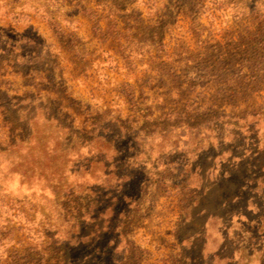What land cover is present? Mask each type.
I'll list each match as a JSON object with an SVG mask.
<instances>
[{"label":"rangeland","instance_id":"1","mask_svg":"<svg viewBox=\"0 0 264 264\" xmlns=\"http://www.w3.org/2000/svg\"><path fill=\"white\" fill-rule=\"evenodd\" d=\"M6 1L20 16L5 17L0 3V63H9V95L19 108L39 115L42 104L65 120L68 115L74 131L92 117L105 127L106 120L119 121L109 137L120 126L127 132L116 148L94 142L58 155L77 206L63 209L61 199L11 181L8 189L26 198L34 225L15 232L6 249L0 245V264L7 251L43 257L45 229L56 233L58 247L68 243L70 213L82 214L94 200L103 202L96 212L110 204L104 194L117 180L106 175L116 167L139 178V186L127 190L135 202L120 206L128 216L112 217L109 225L118 230L78 251L74 264H91L83 255H108L111 264H186L185 255L194 264H264V60L251 57L255 51L264 56L258 45L264 33L257 31L264 28V0H199L197 19L178 13L176 0H124L121 11L113 10L116 22L110 28L102 22V32L82 14L70 24L60 12L66 39L47 22L44 11H56L52 3ZM117 31V39L104 41ZM7 167L5 158L4 174ZM202 209L221 218L184 221ZM14 222L9 227L17 229Z\"/></svg>","mask_w":264,"mask_h":264},{"label":"trees","instance_id":"2","mask_svg":"<svg viewBox=\"0 0 264 264\" xmlns=\"http://www.w3.org/2000/svg\"><path fill=\"white\" fill-rule=\"evenodd\" d=\"M12 1L17 3V0ZM119 1L124 0H45V2L52 3L56 11L47 10L44 11V14L54 34L60 37L65 34L61 26L57 24L59 18L58 13L60 14V12L65 13L64 21L70 24L73 23L72 20H74L73 18L76 14H82L89 19L92 24V29L95 32H102V22H107L108 20L109 22H107V24L109 28L116 22L115 11L119 9L120 11L122 10V2L118 3ZM176 2L175 6L180 10L178 13L184 12L187 15L189 14L192 18L197 19L199 11L196 10V7L199 4V0H176ZM0 3L6 7L4 13L5 17L9 16L16 19L20 16L14 13L11 8L9 11V4L6 0H1ZM92 3L95 4L96 8L90 6ZM65 4H68L69 7L67 9H60V6H64ZM108 4L112 6H108ZM114 8H116L115 11H113ZM23 12L22 10L21 14H23ZM110 30L112 29H109V32ZM260 30L263 34L264 28H259L257 31ZM68 36L69 35L66 37ZM118 36H120L118 31L112 36L105 35L104 41L107 42L110 39H117L116 37ZM62 37L66 39L64 36ZM70 37L73 39V36ZM255 41L256 40H253V42ZM32 42L36 41L33 40ZM68 42L70 43L72 41ZM259 44H263L259 50L264 51V42L259 40L258 45ZM255 50L256 48L253 49V51ZM256 52L257 51H255V53ZM255 53L253 52L251 57L256 58L257 61L264 60V56H260L261 58L258 57L260 52ZM8 68V61H2L0 63V83L6 88V91H0V245L4 249L12 242L15 232L21 231L26 233V231L30 230L27 228H31L34 225V221L31 220L28 211L25 210L26 198H15L13 197V192L8 189L13 179H18V187L20 189L25 188L27 191H31V193L40 191L42 194L55 196L57 199L62 200L61 203H58L59 207L68 209L71 204L76 205L77 200H71L75 196V191L68 183L64 167L57 161L58 155L66 157L68 153L76 149L78 150L77 152L80 153L81 150L90 148V145L94 142L116 148V145L118 146L119 144L118 141L121 142L125 138L123 132L126 130V128L120 126L118 128L120 132L115 133L113 137H109L106 135V132L109 131L112 133V124H118V120H106L108 124L105 127V124L102 123V118L96 119L87 117L88 119L85 122H87L89 126L86 127L85 125L83 130L74 131L72 126L66 123V120L69 118L68 115L65 120V116L54 113L49 107H43L42 104L40 108H43L42 110H44V112L39 115L31 114L26 110L20 109L19 105L21 103L17 100H13L9 95L12 88L10 81L6 77L8 75ZM17 75H21L22 78L25 79L30 77L29 72L26 74L19 72ZM29 100H33L34 102V98ZM14 102H17V104L13 105ZM132 102L136 109V103L134 101ZM40 120L43 121L45 125L44 129L41 130L36 129V124ZM103 127H105V129ZM137 134L139 135V133ZM5 158H7L8 162L6 174L2 171ZM99 163L102 162L99 161ZM170 164L173 163L168 162L165 163L164 166ZM116 170H118V167L111 170L106 175L107 177L114 176L117 180V186L114 188V191L104 194L105 198L110 199V204L106 209L96 212L97 208L101 206L103 202L98 204L97 200H94L88 208H82V214L70 213V218L73 223L70 224L67 222L71 233V236L68 238V243L58 247L60 242H52V240L55 239L56 233L52 232L50 229H45L43 236L48 240V247L45 249L43 257L39 260H33L23 256L24 254L7 251L8 257L5 264H74L73 260L81 256L76 255L78 251L87 247L90 243L103 242L106 233L110 234L118 230L109 227V225L112 224L110 219L114 217L119 220L122 217L125 218L128 216V213L125 214L124 208L121 210L119 208L122 205L130 206L135 202V197L127 193V190H129V188H137L140 181L138 180L139 178L133 174L124 173L120 175ZM76 209L79 212L81 207H76ZM202 215H207L208 217L206 216V218L213 217L212 219L221 218L218 212H210L202 209L198 211L194 217L190 215L187 217L188 219L186 217L183 219L188 222H196L197 218ZM103 216H107L108 219L104 220L102 224H99L98 221ZM67 218L68 217L65 219ZM80 220L85 222L82 223ZM14 221H16L15 225H18L17 229H15V227H9L11 223H15ZM92 223V229H90L88 233H84L87 226ZM116 228L120 230L121 227L117 226ZM119 235H122V233L119 232ZM185 240H187V244H192L188 239ZM63 242H65V240ZM110 242L111 241H107L106 244L109 246ZM106 256L108 255H83L84 258L88 260L91 259V264H111V258L106 260V258H104ZM185 256L184 262L186 264H194L196 262L192 255ZM205 259V256L201 255L199 261L204 263Z\"/></svg>","mask_w":264,"mask_h":264}]
</instances>
